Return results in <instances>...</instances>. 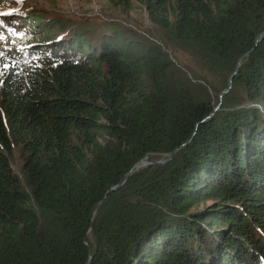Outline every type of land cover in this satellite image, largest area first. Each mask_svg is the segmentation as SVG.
Listing matches in <instances>:
<instances>
[{
  "label": "trees",
  "instance_id": "1",
  "mask_svg": "<svg viewBox=\"0 0 264 264\" xmlns=\"http://www.w3.org/2000/svg\"><path fill=\"white\" fill-rule=\"evenodd\" d=\"M108 1L145 8L211 66L234 72L243 57L235 92L216 109L171 85L160 45L113 24L90 25L92 42L86 23L0 0V33L58 30L13 52L42 64L0 61V264H264V0Z\"/></svg>",
  "mask_w": 264,
  "mask_h": 264
},
{
  "label": "rangeland",
  "instance_id": "2",
  "mask_svg": "<svg viewBox=\"0 0 264 264\" xmlns=\"http://www.w3.org/2000/svg\"><path fill=\"white\" fill-rule=\"evenodd\" d=\"M3 1L9 6V14L12 15H25V12L28 10L36 11L38 15H46L47 18L62 19L70 23V26H75V28L79 27L80 22H83V24L86 23L84 26L88 27V39L92 42H96L98 33L95 27L89 28L90 25L99 24L100 29L106 31L107 26L113 24L125 29L129 36L136 37L146 44L156 43L160 45L166 52L167 58L172 66L170 74L171 85L183 84L196 100L211 101L216 109L223 106L228 100V97L234 94V75L245 65V60L242 57L239 59L237 70L234 72H230L221 66H211L197 47L187 44L181 45L178 42L169 40L166 33L151 22L145 8L138 4L135 5L130 13H125L122 10L114 8L108 0ZM2 6L0 5V7ZM2 11L5 13L4 10ZM5 26L8 28L7 24ZM53 28H45L43 31L38 32L30 30L29 28L20 29V27H16L12 31L0 33V61H2L7 69L19 67L21 68L20 70L31 67L26 65L42 64L41 60L35 57H32L26 62H17L13 57V52L25 51L23 48L24 45H21V43L29 40L32 35L37 39V34L42 33L47 35V30L58 31L56 30L57 28L55 30ZM263 34L264 32L258 39ZM13 36L14 39L11 40ZM69 36L70 38L73 37L70 34ZM66 39H68L67 36ZM16 42L19 45H15ZM32 47L34 53L40 52V46L33 45ZM25 48H28L27 45H25ZM175 152L155 153L150 157H145L136 166V169H149L158 164L160 166L166 165L173 160ZM26 157L27 152L21 146L15 145L10 160L14 170L19 174L26 188L31 189V186L29 187L27 182V172L24 170Z\"/></svg>",
  "mask_w": 264,
  "mask_h": 264
},
{
  "label": "water",
  "instance_id": "3",
  "mask_svg": "<svg viewBox=\"0 0 264 264\" xmlns=\"http://www.w3.org/2000/svg\"><path fill=\"white\" fill-rule=\"evenodd\" d=\"M125 179H126V177L121 181V183L120 184H118L116 187H118V186H120L121 184H123L124 182H125ZM98 212V209L96 210V213Z\"/></svg>",
  "mask_w": 264,
  "mask_h": 264
}]
</instances>
